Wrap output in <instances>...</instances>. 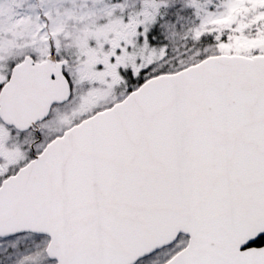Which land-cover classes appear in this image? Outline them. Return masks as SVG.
<instances>
[{
	"label": "snow or ice",
	"instance_id": "1",
	"mask_svg": "<svg viewBox=\"0 0 264 264\" xmlns=\"http://www.w3.org/2000/svg\"><path fill=\"white\" fill-rule=\"evenodd\" d=\"M0 264H264V0H0Z\"/></svg>",
	"mask_w": 264,
	"mask_h": 264
}]
</instances>
